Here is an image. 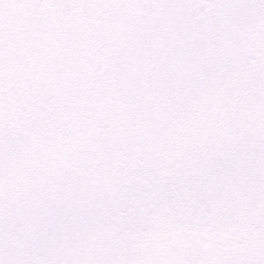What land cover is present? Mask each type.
Segmentation results:
<instances>
[{
    "label": "snow or ice",
    "instance_id": "1",
    "mask_svg": "<svg viewBox=\"0 0 264 264\" xmlns=\"http://www.w3.org/2000/svg\"><path fill=\"white\" fill-rule=\"evenodd\" d=\"M0 264H264V0H0Z\"/></svg>",
    "mask_w": 264,
    "mask_h": 264
}]
</instances>
